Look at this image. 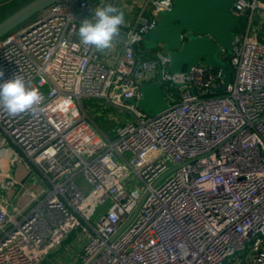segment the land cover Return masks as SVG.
Wrapping results in <instances>:
<instances>
[{
	"label": "built area",
	"instance_id": "1",
	"mask_svg": "<svg viewBox=\"0 0 264 264\" xmlns=\"http://www.w3.org/2000/svg\"><path fill=\"white\" fill-rule=\"evenodd\" d=\"M173 1L139 0L111 64L80 41L89 0L0 38L3 79L43 97L36 113L0 108V264H40L72 235L79 264H264V1L233 0L247 21L221 54L228 84L200 65L167 72L162 48L139 49ZM159 77L165 111L125 101ZM33 172L41 187L14 204Z\"/></svg>",
	"mask_w": 264,
	"mask_h": 264
},
{
	"label": "water",
	"instance_id": "2",
	"mask_svg": "<svg viewBox=\"0 0 264 264\" xmlns=\"http://www.w3.org/2000/svg\"><path fill=\"white\" fill-rule=\"evenodd\" d=\"M60 1L31 0L24 4L0 21V38ZM238 14L233 0H174L172 8L160 14L159 23L144 39L149 36L154 42L148 49L162 48L169 56L167 72L200 65L219 72L228 84L232 69L220 55L233 51ZM164 85L160 77L144 83L139 100L125 101L148 116L162 113L168 108Z\"/></svg>",
	"mask_w": 264,
	"mask_h": 264
},
{
	"label": "clouds",
	"instance_id": "3",
	"mask_svg": "<svg viewBox=\"0 0 264 264\" xmlns=\"http://www.w3.org/2000/svg\"><path fill=\"white\" fill-rule=\"evenodd\" d=\"M124 13L114 5H98L92 10L91 18L80 23L78 35L85 46L95 51H104L113 47V42L120 35ZM4 71L0 69V108L9 116L25 112L36 113L43 97L38 89L32 88L29 82L20 75L4 80Z\"/></svg>",
	"mask_w": 264,
	"mask_h": 264
},
{
	"label": "crops",
	"instance_id": "4",
	"mask_svg": "<svg viewBox=\"0 0 264 264\" xmlns=\"http://www.w3.org/2000/svg\"><path fill=\"white\" fill-rule=\"evenodd\" d=\"M106 4L114 5L119 11L124 13V24L132 23L138 13L140 6L139 0H89L88 7L82 11L83 17L86 19L91 18L92 10L98 5L104 6ZM115 44V42H113ZM118 47V46H117ZM102 61L105 64H111L113 59L112 48L104 51H98ZM18 173L22 175V169L19 168ZM21 178H23L21 176ZM27 183V182H26ZM26 183L22 188V194L13 191L11 193L12 202L19 206H22L27 201V196L24 194L26 189ZM41 184H36L34 189H27L33 192L38 190ZM17 194V195H16ZM81 252V246L76 240L75 235L70 236L57 250L50 253L40 264H79L78 255Z\"/></svg>",
	"mask_w": 264,
	"mask_h": 264
},
{
	"label": "rangeland",
	"instance_id": "5",
	"mask_svg": "<svg viewBox=\"0 0 264 264\" xmlns=\"http://www.w3.org/2000/svg\"><path fill=\"white\" fill-rule=\"evenodd\" d=\"M31 0H1L0 1V21L6 18L8 15L12 14L14 11L19 9L24 4L28 3ZM142 44L146 46V48H151L154 46V42L151 37H146ZM142 44H140L139 49L143 51L144 49ZM155 49V48H154ZM229 56V54L227 55ZM222 56L220 55V58ZM105 128V127H103ZM15 170H19V165H16ZM1 171V169H0ZM39 177L33 172L31 176L28 178L26 183V189H34L35 185L38 183ZM243 255V254H242Z\"/></svg>",
	"mask_w": 264,
	"mask_h": 264
},
{
	"label": "trees",
	"instance_id": "6",
	"mask_svg": "<svg viewBox=\"0 0 264 264\" xmlns=\"http://www.w3.org/2000/svg\"><path fill=\"white\" fill-rule=\"evenodd\" d=\"M1 1V0H0ZM246 21H247V19H246V17H243V16H241L240 18H239V22H238V24H237V26H236V28H235V33H237L238 31H240V30H242L244 27H245V25H246ZM142 44V43H141ZM142 46H143V48L142 49H144L145 50V52L147 51V52H149V53H155L156 52V50H158L159 48H155V49H148V48H146V46H144L143 44H142ZM143 50V51H144ZM143 55H147L146 53H142ZM226 60H227V58L225 59V62H226Z\"/></svg>",
	"mask_w": 264,
	"mask_h": 264
}]
</instances>
